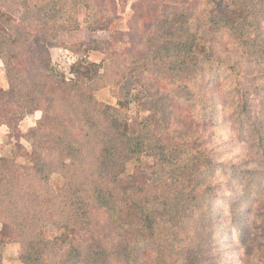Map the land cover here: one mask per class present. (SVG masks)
I'll return each mask as SVG.
<instances>
[{
    "label": "trees",
    "instance_id": "16d2710c",
    "mask_svg": "<svg viewBox=\"0 0 264 264\" xmlns=\"http://www.w3.org/2000/svg\"><path fill=\"white\" fill-rule=\"evenodd\" d=\"M97 1L0 0L8 83L0 87V126L16 140L12 157L0 155L1 242L20 245V264H229L227 250L238 252V264H264V0H217V13L215 0L196 9L159 0L157 9H166L156 15L145 11L148 0H128V58L114 51L123 34L116 29L111 41L65 45L104 55L101 63L80 59L67 77L49 43L83 22L93 31L112 26L99 20L106 17ZM119 1L110 0L117 9ZM147 71L164 80V92L150 90ZM123 78L138 93L117 105L96 97ZM208 82L221 86L217 94L209 96ZM142 101L148 113L133 126L129 105ZM37 111L23 133L21 122ZM181 116L193 125L197 116L207 130L229 122L241 144H253L250 156L229 160L209 144L215 132L207 140L201 127L174 122ZM146 154L154 176L139 183L127 166ZM54 174L63 179L59 190Z\"/></svg>",
    "mask_w": 264,
    "mask_h": 264
},
{
    "label": "rangeland",
    "instance_id": "374dc122",
    "mask_svg": "<svg viewBox=\"0 0 264 264\" xmlns=\"http://www.w3.org/2000/svg\"><path fill=\"white\" fill-rule=\"evenodd\" d=\"M7 1H10V0H7ZM148 1L149 2L147 3V5L144 4L146 12H149L151 10L152 13L156 15L157 12L158 14L159 13L162 14L163 11L166 9L163 6L157 9V6L159 5L158 4L159 0H148ZM95 2L99 3L100 1L95 0ZM127 2L128 0H121V2L119 1V4H118L119 9H117L114 4L113 5L111 4L110 0L101 1V7L99 8L101 10L99 14L100 16H101V13L103 16L105 15L104 17H106V19L99 18V20L101 21L102 24H106V25L112 24V26H110L109 28L105 29L103 26L101 28L102 30L93 31V30H90L87 27V25L83 22L79 30L63 31L61 32L60 37L56 41L50 42L49 47H50L53 62L56 65V67L61 72H64L67 77H72L73 74L70 72L71 66L74 63H77L80 59L86 58L92 62L101 63L104 59V55L101 52L90 51L89 54L86 55L85 53L84 55V52L82 51L76 54L64 48V46L65 45L73 46L75 44L81 43L83 40L88 41L92 38L99 39L100 41H105V40L111 41V40H114V38H112L113 37L112 34L114 32V34L116 35V29L122 30L123 34H119V36L117 37L116 40L118 42L122 41V43H119V45L114 48V51L119 56H122L124 59L128 58L129 54H128L127 47L130 46L131 39L126 33L129 32L127 21L131 17V7H129L126 12H122V9H121L122 7H125ZM132 2H144V0H132ZM163 3L166 4V6L175 5L176 3L180 5L183 4L182 6L185 9H188V8L196 9L198 5L200 6L201 4H203L202 0H164ZM217 3H218L217 0H215V2L210 4L212 13L218 12L219 8H218ZM78 13H79L81 20H83V17L88 14L87 10L82 5L78 6ZM216 31L213 29L211 30L210 34L212 35ZM120 44L122 47H120ZM124 45H126V48L124 47ZM145 76L150 80L151 82L150 90L153 92L162 93L168 87L165 84L164 80L161 81L160 79L157 78L159 77L158 75H154L150 71H147ZM156 83H159V85ZM204 85L206 86V91L208 92L209 96L211 95V93L217 94L219 92L217 87H221L220 85L216 86V83H213V82H208L207 84H204ZM0 87L8 88V83L6 80V76L4 75V69H3L1 60H0ZM138 90H139V86L133 84V81L131 78H123L120 82L115 83L114 85L106 86V87H103L95 91V95L102 102H105L111 105H117L118 101L120 99H123V97L127 94V92L128 94H131L132 96L133 94L138 93ZM145 101H142L140 105H137L136 102H132L129 105L130 122L133 126H138L140 119L143 116H146L148 113L146 110H144ZM173 102L180 103V100H174ZM217 106L218 105H216V107ZM175 108L176 106H174V110ZM41 115H42L41 111H37L31 115H28L21 122V128H22L23 133L27 132L30 127L35 126L37 120L41 117ZM197 118L198 117L195 116V120L197 122H195L194 120V123H195L194 125L191 122L190 118H187V116L176 117V119L174 118V122L176 121L180 122L181 127H184L186 130H189V129H191V131L194 130V132L197 131L201 127L204 133L202 135L205 136L207 140H210L209 137L212 138V134L213 132H215L216 136L214 137V139L211 140L209 144L213 146L216 150L222 152L224 156H228L227 158H229V160H231V158L235 160L236 157L237 159H240L242 157L247 158L248 156H250L249 149L251 150V148L254 147L253 144H251V142L250 143L243 142L242 143L243 145H242L240 143L239 136L236 133V130H235L236 128L235 129L233 128V130H231V125L229 122L225 123L226 125L217 124L215 125V128H213L212 126H209L207 130V126L205 122L201 123L199 120H197ZM21 142L27 147V149H30V145L24 138H21ZM15 143H16V140L12 137L11 133L9 132V129H7V131H4V132L0 131V155L12 157V149ZM18 161L22 163L25 162L24 158H21V157L18 158ZM252 161L253 159L251 160V162ZM153 166H154V163H153L152 156H150L149 154H146L142 156L139 160L135 159L129 162L127 166V171L133 174L135 177H137L138 181H140L139 183H146L154 176ZM62 183H63V179L60 174H54L52 176L51 184L56 190L60 189ZM228 193H231L230 190L229 191L228 189L223 190V194H228ZM222 204L227 210H229L230 203L228 201ZM1 228H2V224L0 223V229ZM263 228L264 227H262L260 230H264ZM54 231H55L54 227L50 226L48 228L49 234L54 233ZM221 231L223 230L222 229L219 230L218 235H217L220 238L222 237ZM233 235L235 237L234 239L235 242H238L239 237L237 234V230H233ZM226 237L228 238V236ZM261 241L263 243L262 246H264V235L260 240H258V242H261ZM230 248L231 246L228 247V249ZM19 252H20V245L18 243H2L0 239V264H20L18 260ZM237 253H238L237 251L231 252L230 250H227V257L228 258L232 257V259L227 260L229 261V264H238L237 258L234 257Z\"/></svg>",
    "mask_w": 264,
    "mask_h": 264
},
{
    "label": "crops",
    "instance_id": "0c3cea01",
    "mask_svg": "<svg viewBox=\"0 0 264 264\" xmlns=\"http://www.w3.org/2000/svg\"><path fill=\"white\" fill-rule=\"evenodd\" d=\"M1 60V59H0ZM2 62V61H1ZM2 65H3V63H2ZM4 69V68H3ZM4 75H5V71H4ZM7 127L6 126H0V131H2V132H4V131H7Z\"/></svg>",
    "mask_w": 264,
    "mask_h": 264
}]
</instances>
